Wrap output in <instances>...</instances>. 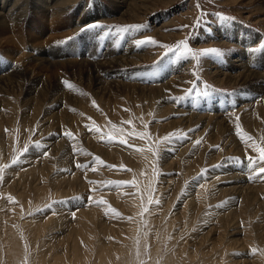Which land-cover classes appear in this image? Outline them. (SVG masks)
<instances>
[{
  "label": "rangeland",
  "instance_id": "1",
  "mask_svg": "<svg viewBox=\"0 0 264 264\" xmlns=\"http://www.w3.org/2000/svg\"><path fill=\"white\" fill-rule=\"evenodd\" d=\"M34 1L1 9L23 21L0 30V264L16 233L29 264H100L133 235L139 264H264V174L245 159L264 146V64L243 78L264 0H58L59 22Z\"/></svg>",
  "mask_w": 264,
  "mask_h": 264
},
{
  "label": "bare ground",
  "instance_id": "2",
  "mask_svg": "<svg viewBox=\"0 0 264 264\" xmlns=\"http://www.w3.org/2000/svg\"><path fill=\"white\" fill-rule=\"evenodd\" d=\"M5 0H0V30L1 31H5L6 30V28L8 27V26H15L14 28H17V27H19L20 26V24L22 23V21L23 20H21V19H19V18H21V16H20V11H17V10H20V8H21V5H17L16 7H15V9H13L12 10V12L10 13V15H7V13H4L2 10L4 9V7L3 6H5L4 4H5V2H4ZM116 1V0H115ZM128 1H131L132 2V0H124V4L122 3V2H119V1H116V4H117V6H114V7H117V10L118 11H116V12H119V11H121L122 9H124V7H125V3H127ZM58 0H35L34 2H33V4L35 5L36 4V6L35 7H33V9L35 10H33L32 8V10H33V13L34 14H39L38 16L40 17V18H42V19H48L49 17L51 18V19H53V22H59V20H61L60 18H58V13L62 10V9H59V6H57L58 5ZM119 2V3H118ZM141 2V1H140ZM122 3V5H120ZM16 4V3H15ZM15 4H14V6H15ZM22 4V3H21ZM41 4V5H40ZM129 4V3H128ZM138 4V3H137ZM137 4H134V6L133 5H130V6H133V7H137L138 5ZM2 5V6H1ZM54 5H55V8H53L54 7ZM115 5V4H114ZM24 6H26V4L24 5ZM43 6V8H42V10H41V8L40 7H42ZM45 6V7H44ZM71 6V5H70ZM100 6V5H99ZM98 6V8H100ZM124 6V7H123ZM129 7V6H128ZM53 8V9H52ZM63 8V7H62ZM69 8V7H68ZM2 9V10H1ZM8 9H10L11 10V8H8ZM15 10V11H14ZM52 10V11H51ZM67 10V9H66ZM114 11V10H113ZM18 12V13H17ZM63 10H62V15H63ZM110 12V11H109ZM17 13V14H16ZM14 14V15H13ZM16 14V15H15ZM19 14V15H18ZM65 14V13H64ZM18 15V16H17ZM60 15V14H59ZM62 17V16H61ZM25 18V17H24ZM57 19H59V20H57ZM49 20V19H48ZM43 21V20H42ZM62 22V21H61ZM79 23H81V22H77L76 23V26H79ZM54 24V23H53ZM58 26V25H57ZM58 30V29H57ZM59 33V32H58ZM239 35V37L241 36V34H240V32H239V34L237 33V36ZM65 36V35H64ZM239 37H237V38H234L235 39V41L236 42H238L239 44H242L243 46L245 45L246 47L247 46H249V39H250V36L248 35V36H246V38L244 37V38H241V39H239ZM240 40V41H239ZM50 53V52H49ZM48 53V54H49ZM54 55V54H53ZM58 56V55H57ZM243 56V54H241V55H239V57H241V58H243L242 57ZM55 57V56H54ZM247 57H249V59L250 60H248V63H249V66H248V64H247V68H249L247 71H246V73L244 72V74H245V76L243 77L244 78V80L245 79H248V78H251V79H253V78H255V77H258L259 78V73L258 74H256V72H255V70H253L252 69V67L253 66H256V65H258L259 67H260V65H262V64H264V59H262L263 60V62H262V60L260 61V60H256V58H254V55H252V53H248V56ZM42 58H44V57H42ZM39 59H41V58H39ZM48 59V62H47V64H49V65H51L52 66V63H50V60H52V59H50L49 57L47 58H45L44 59V61H46ZM41 60H43V59H41ZM57 60V59H56ZM113 60H117V61H110V64H117V63H120L121 61L122 62H124L123 60H120L119 58H114ZM256 60V61H255ZM238 61H240V60H236V62H238ZM241 61H243V60H241ZM244 62V61H243ZM55 64V63H54ZM58 64V63H57ZM242 65V64H241ZM109 66V65H108ZM233 66V65H232ZM243 66V65H242ZM73 67H75V66H73ZM236 67H237V65H236ZM246 68V67H245ZM254 68V67H253ZM241 69V68H240ZM240 71V70H239ZM53 72V71H52ZM243 73V72H242ZM227 75V74H226ZM239 76V75H238ZM242 75L240 74V76L238 77V79H240V77H241ZM91 218H93L92 216H91ZM54 229V228H53ZM16 233V232H15ZM79 234V233H78ZM18 234L16 233V234H14V236L16 237ZM87 235V236H86ZM90 234L89 233H85V235H84V237L83 236H81L80 234L77 236L78 238H75V243H78V239H79V237H81L82 239L83 238H85V236H86V240L89 242L90 241V239H91V237L89 236ZM75 236V235H74ZM136 236V235H135ZM135 236L133 235V236H131V238L132 239H135ZM14 237V239H13V242H12V247L10 248V246H9V248L8 249H10L9 250V260H11V262H12V264H29L30 263V260L28 259L27 260V258H28V251L26 250V245H24V243H23V241H21V239H17V238H15ZM74 238V237H73ZM131 238L129 239V240H127L128 242L126 243L127 244V246H126V248L124 249V250H122V251H120V252H118V254H112V253H110V252H107V253H105V255H104V259H103V261H101V263L100 264H139V258H138V256H137V253H136V251L138 250V245L136 244L137 242L135 241V240H131ZM79 244V243H78ZM92 248H95L96 249V247L95 246H93ZM82 254H80L79 253V250H75V254L73 255V257L74 256H76V258H78V260L80 261V258H83L84 256H81ZM45 257V256H44ZM43 257V259H45V261H44V264L46 263V264H57L58 263V261H59V259H58V255H56V256H54L53 258L55 259V263H53V260L51 261V263H50V261L49 260H47L46 259V257L44 258ZM155 257V256H154ZM170 258V257H169ZM155 259H157V258H155ZM162 259V258H161ZM167 259V258H166ZM165 259V260H166ZM29 261V262H28ZM33 261V260H32ZM40 261V260H39ZM152 261H154V262H151V263H149V264H159L161 261H159V260H152ZM175 261V259L173 260V258H171V260L170 259H167L166 260V262H165V264H175L176 262H177V260H176V262H174ZM180 261V260H179ZM99 262V261H98ZM39 263H41V262H39ZM38 264V263H37ZM78 264H83L82 262H79ZM177 264H179V262L177 263Z\"/></svg>",
  "mask_w": 264,
  "mask_h": 264
},
{
  "label": "snow or ice",
  "instance_id": "3",
  "mask_svg": "<svg viewBox=\"0 0 264 264\" xmlns=\"http://www.w3.org/2000/svg\"><path fill=\"white\" fill-rule=\"evenodd\" d=\"M222 18L224 20H226V21L230 19L228 17H222ZM90 27H92V28H97V27L103 28L104 26L103 25H91ZM131 27L136 28V29H139V28H141L143 26L135 25V26H131ZM121 31H127V28H123V29H121ZM136 43L138 45H144V44H148V43L156 44L157 41H155L154 38H146L144 40H137ZM168 47L171 50L170 46H168ZM177 47L183 48L184 54H188V55H191V56L196 57V58H199L201 55H207V54H215L217 56H222L223 55V52L221 50L214 49V48L213 49H205V50H202V52H196V51H194V50L191 49V47L189 46V44H188L187 41H180L179 42V45ZM262 50H264V46H262ZM69 86L71 87V85H69ZM191 91H192V89H189L188 90L189 94H191ZM204 94L206 95L207 93H204ZM183 98L184 97H180V99H183ZM93 130L94 131H97V132L100 131L99 128H95ZM66 135L69 136V137H72L73 134L71 132H68V133H66ZM138 135H139V138L143 139V137L145 135H147V133H139ZM175 135L176 134L173 133L171 136H166L164 138V140L161 141L160 143L163 144V143H165L167 141H170L172 139V136H175ZM108 139L111 141V140H115L116 137H113V136L109 135L108 136ZM250 139H252L250 136L247 137V139L245 140V142H247V140H250ZM119 143H121V144H127L128 141L126 139H119ZM197 143H199V142H197ZM35 147L39 148L40 147L39 143H36ZM28 150L29 149L26 148L24 151L27 152ZM149 150L151 151V149H149ZM254 150H255L256 153H258V155L257 156H252V155L246 156L245 159H246L247 165H248L249 168H252L253 169V174L254 175L264 174V146L257 145V146L254 147ZM137 151H143V149H137ZM158 151H159V149L157 150V154H158ZM96 159L97 160H100L99 157H97ZM16 162H18V160L17 161H14L13 163H16ZM236 162L237 163H241V161L239 159H237ZM100 163H104V162L103 161H100ZM78 166H80V165H78ZM125 170H127V169H125ZM154 171H155V173L157 175L159 174L158 173V170H154ZM109 183H116V182H109ZM121 183H129V182H121ZM130 186L135 187L136 186V182L135 181H132ZM97 203L105 204L106 205L107 204V201L101 199ZM152 203L159 204V201L158 200H153L151 194H149V196H148V204L150 205ZM110 211L113 212V213H116L117 210L114 209V208H110ZM148 211H149V208L147 206L143 208V212H148ZM253 251H255V250H253Z\"/></svg>",
  "mask_w": 264,
  "mask_h": 264
}]
</instances>
